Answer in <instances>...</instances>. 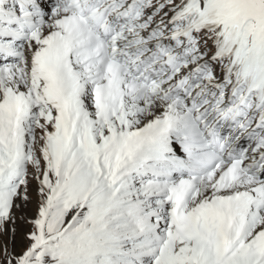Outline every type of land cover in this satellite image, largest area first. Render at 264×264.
Wrapping results in <instances>:
<instances>
[{
	"label": "snow or ice",
	"instance_id": "obj_1",
	"mask_svg": "<svg viewBox=\"0 0 264 264\" xmlns=\"http://www.w3.org/2000/svg\"><path fill=\"white\" fill-rule=\"evenodd\" d=\"M0 264H264V0H0Z\"/></svg>",
	"mask_w": 264,
	"mask_h": 264
}]
</instances>
